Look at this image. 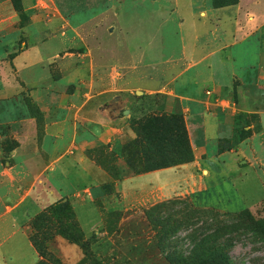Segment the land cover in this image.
I'll list each match as a JSON object with an SVG mask.
<instances>
[{
    "label": "rangeland",
    "instance_id": "rangeland-1",
    "mask_svg": "<svg viewBox=\"0 0 264 264\" xmlns=\"http://www.w3.org/2000/svg\"><path fill=\"white\" fill-rule=\"evenodd\" d=\"M9 3L0 107L21 113H0V145L7 160L30 134L40 154L30 167L50 197L28 227L40 264H264V0ZM174 115L194 159L145 171L152 145L135 122ZM176 200L181 226L146 220Z\"/></svg>",
    "mask_w": 264,
    "mask_h": 264
},
{
    "label": "crops",
    "instance_id": "crops-1",
    "mask_svg": "<svg viewBox=\"0 0 264 264\" xmlns=\"http://www.w3.org/2000/svg\"><path fill=\"white\" fill-rule=\"evenodd\" d=\"M12 15L9 0H0V34ZM29 55L28 51L16 57L15 65L27 69L24 61L31 63ZM0 113L2 119L10 123L19 118L21 110L8 99H3ZM209 131H218L215 124L209 123ZM15 138L20 145L11 151V157L7 160L0 145V264H38L41 256L30 239L28 227L31 220L43 211L50 196L42 189L39 175H35L30 167L40 157L37 146L30 140L31 135L16 134ZM158 173L146 174L138 179L149 182L156 179ZM208 191L207 188L203 189L197 196L202 199Z\"/></svg>",
    "mask_w": 264,
    "mask_h": 264
},
{
    "label": "trees",
    "instance_id": "trees-1",
    "mask_svg": "<svg viewBox=\"0 0 264 264\" xmlns=\"http://www.w3.org/2000/svg\"><path fill=\"white\" fill-rule=\"evenodd\" d=\"M134 131L138 136H141L144 141L149 140V145H152L151 147L148 146L147 149H143V155L146 157L145 164L143 166L145 171L178 165L194 159V152L190 147L185 124L180 116L152 117L145 120H138L134 124ZM153 136H156L158 139L154 142V144H151L153 143L151 138ZM169 152H172L173 156L172 154H168ZM151 154L152 156L162 158L154 162L155 160L152 159ZM163 159H166L167 161H163ZM177 203H179L177 200L168 201L150 208L144 212L146 220L150 222L158 221L166 224H175L176 227L181 226L182 223L179 222V218H175L178 213H174V216L167 214L169 211L174 209V207H176ZM179 213H181V211H179ZM236 216L245 218L250 222L249 224L252 227L259 229L258 222L251 219V215L248 211L240 212ZM168 234H171V232H168ZM160 238L162 239L160 241L162 244L163 242L165 243V240H168L167 236ZM74 239L76 241L80 240L78 238ZM32 241L38 253L42 254L41 249L38 247L35 240L32 239ZM205 242L206 243H204V245H207L208 248L214 249L217 246L211 239ZM200 244L203 245V241H201ZM40 263L41 261H39L38 264Z\"/></svg>",
    "mask_w": 264,
    "mask_h": 264
}]
</instances>
